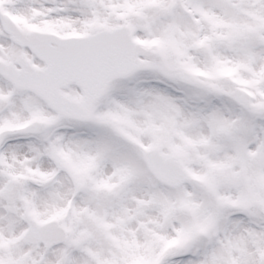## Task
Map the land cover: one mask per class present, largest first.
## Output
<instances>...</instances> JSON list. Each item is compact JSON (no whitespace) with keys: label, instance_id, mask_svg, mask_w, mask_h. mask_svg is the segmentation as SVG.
Segmentation results:
<instances>
[{"label":"snow or ice","instance_id":"1","mask_svg":"<svg viewBox=\"0 0 264 264\" xmlns=\"http://www.w3.org/2000/svg\"><path fill=\"white\" fill-rule=\"evenodd\" d=\"M0 264H264V0H0Z\"/></svg>","mask_w":264,"mask_h":264}]
</instances>
